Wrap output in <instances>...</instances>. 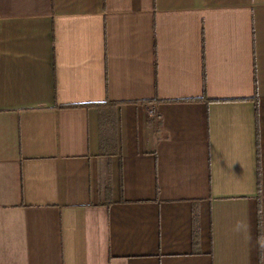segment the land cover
Instances as JSON below:
<instances>
[{
  "label": "crops",
  "instance_id": "obj_1",
  "mask_svg": "<svg viewBox=\"0 0 264 264\" xmlns=\"http://www.w3.org/2000/svg\"><path fill=\"white\" fill-rule=\"evenodd\" d=\"M0 264H264V0H0Z\"/></svg>",
  "mask_w": 264,
  "mask_h": 264
},
{
  "label": "trees",
  "instance_id": "obj_2",
  "mask_svg": "<svg viewBox=\"0 0 264 264\" xmlns=\"http://www.w3.org/2000/svg\"><path fill=\"white\" fill-rule=\"evenodd\" d=\"M256 91H255V94H254L255 98L258 97ZM80 104H82V105H89V106L90 105L91 106L92 105H95V106L99 107L100 109H104V108H107V107L109 108V107L116 106L117 102L116 101L109 100V99H106L105 101L90 102V103H80ZM74 105H78V104H74ZM110 146H114L113 150H115L117 148L115 142L113 143V142L109 141L107 147H110ZM104 150H105V144H103V142H101V149H100V151L103 152Z\"/></svg>",
  "mask_w": 264,
  "mask_h": 264
},
{
  "label": "built area",
  "instance_id": "obj_3",
  "mask_svg": "<svg viewBox=\"0 0 264 264\" xmlns=\"http://www.w3.org/2000/svg\"><path fill=\"white\" fill-rule=\"evenodd\" d=\"M154 108H155L154 106H151V107L149 108V110H148V113H150V115H152V116H159V114L156 113V111H155Z\"/></svg>",
  "mask_w": 264,
  "mask_h": 264
}]
</instances>
